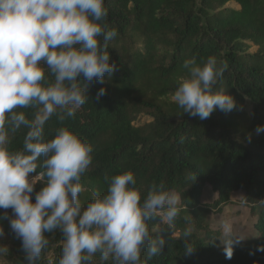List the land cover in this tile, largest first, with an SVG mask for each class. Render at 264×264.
<instances>
[{
    "label": "trees",
    "instance_id": "1",
    "mask_svg": "<svg viewBox=\"0 0 264 264\" xmlns=\"http://www.w3.org/2000/svg\"><path fill=\"white\" fill-rule=\"evenodd\" d=\"M105 6L104 22L117 31L108 44L116 71L90 83L89 99L63 122L93 148L79 199L86 206L93 193H106V176L132 171L142 197L153 183L180 196L172 225L159 218L149 221L152 235L166 242L161 254L150 259L142 251L146 264H264V253L255 251L264 244V132H256L264 126V0H105ZM209 56L224 67L215 90L231 94L237 107L227 114L214 110L200 120L184 113L172 96L177 79L186 74L183 62ZM101 87L106 94L97 100ZM18 110L33 118V109ZM142 114L151 120L137 124ZM60 126L53 115L45 124V139ZM26 133L23 127L10 132L9 149H21ZM42 179L34 185L33 202ZM238 192L243 196L238 198ZM228 205L247 207L257 232L234 246L231 259L219 245L222 226L211 223ZM7 214L11 217L12 210ZM0 227V244L8 249L0 264H27L9 220L0 221ZM46 237L49 243L36 264H58L62 233L55 230ZM90 264L113 261L102 262L97 253Z\"/></svg>",
    "mask_w": 264,
    "mask_h": 264
},
{
    "label": "clouds",
    "instance_id": "2",
    "mask_svg": "<svg viewBox=\"0 0 264 264\" xmlns=\"http://www.w3.org/2000/svg\"><path fill=\"white\" fill-rule=\"evenodd\" d=\"M107 15L105 0H0V221L9 220L27 264H36L49 243L46 233L55 230L63 236L58 264H90L97 253L102 262L146 264L142 251L150 259L166 242L152 235L149 221L172 225L180 212L179 194L163 183H153L142 197L132 171L106 176V193H93L86 206L79 199L93 148L63 122L89 99L90 83L116 71L108 44L117 31L108 29ZM182 67L186 74L177 79L172 99L184 113L205 120L214 110L227 114L237 107L231 94L215 90L224 67L214 56L199 63L186 59ZM105 94L101 87L96 99ZM24 108L34 110L33 118L18 110ZM53 115L61 126L46 140L45 124ZM22 127L23 146L12 151L9 133ZM38 167L43 171L37 173ZM36 177L43 178V186L33 202ZM184 235L190 236L191 228ZM218 238L231 259L234 246L248 237L225 223ZM7 251L0 244V255ZM255 251L264 253V244Z\"/></svg>",
    "mask_w": 264,
    "mask_h": 264
},
{
    "label": "rangeland",
    "instance_id": "3",
    "mask_svg": "<svg viewBox=\"0 0 264 264\" xmlns=\"http://www.w3.org/2000/svg\"><path fill=\"white\" fill-rule=\"evenodd\" d=\"M150 120H151L150 116L146 114H142L137 119V124H143L149 122ZM211 194L212 193L210 192V190L206 189V197L209 199L212 198ZM237 195L239 198L241 197V195L243 196V193L238 192ZM233 214L235 215L233 216ZM252 220L253 218L251 216L250 210L247 207L245 208L241 205L239 206L228 205L225 207L222 206L221 214L216 215L212 219L211 223H213L214 225L216 223L217 226H222V229H223V225L225 223H228L232 226L234 232L248 237V236H255L257 234V232L252 228Z\"/></svg>",
    "mask_w": 264,
    "mask_h": 264
},
{
    "label": "built area",
    "instance_id": "4",
    "mask_svg": "<svg viewBox=\"0 0 264 264\" xmlns=\"http://www.w3.org/2000/svg\"><path fill=\"white\" fill-rule=\"evenodd\" d=\"M42 179V177H36V180L38 181V180H41Z\"/></svg>",
    "mask_w": 264,
    "mask_h": 264
}]
</instances>
